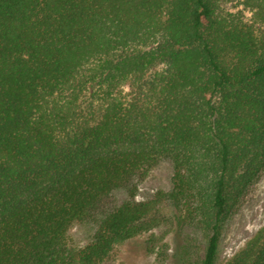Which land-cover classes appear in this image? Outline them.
Instances as JSON below:
<instances>
[{
	"label": "trees",
	"instance_id": "16d2710c",
	"mask_svg": "<svg viewBox=\"0 0 264 264\" xmlns=\"http://www.w3.org/2000/svg\"><path fill=\"white\" fill-rule=\"evenodd\" d=\"M228 1L0 0V264H101L162 201L198 235L182 260L218 264L264 170V0L243 1L249 18ZM162 158L171 187L135 200ZM220 264H264V224Z\"/></svg>",
	"mask_w": 264,
	"mask_h": 264
},
{
	"label": "rangeland",
	"instance_id": "374dc122",
	"mask_svg": "<svg viewBox=\"0 0 264 264\" xmlns=\"http://www.w3.org/2000/svg\"><path fill=\"white\" fill-rule=\"evenodd\" d=\"M244 0H230L224 7L230 11H242L245 18L251 12ZM160 68V67H158ZM128 87H126L127 89ZM173 163L162 158L151 169L149 175L138 181L135 200L151 198L158 190H168L172 185ZM129 199L125 188L115 189L96 210L97 220ZM157 224L134 238L117 244L111 255L101 264H186L182 255L186 244L198 235L193 228L180 230L173 221V210L166 201L159 203L155 212ZM264 224V170L259 178L246 190L226 219L218 250V264L231 257ZM98 228L96 219L75 222L69 230L70 242L83 246L94 236Z\"/></svg>",
	"mask_w": 264,
	"mask_h": 264
}]
</instances>
